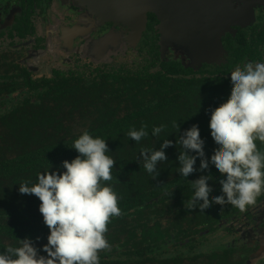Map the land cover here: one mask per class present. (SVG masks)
<instances>
[{"label":"trees","instance_id":"trees-1","mask_svg":"<svg viewBox=\"0 0 264 264\" xmlns=\"http://www.w3.org/2000/svg\"><path fill=\"white\" fill-rule=\"evenodd\" d=\"M119 71L80 72L46 87L34 102L0 113V251L18 246L25 238L38 250L47 243L49 229L39 212L41 202L34 195L20 194L19 184L35 183L37 174L48 170L65 171L63 161L71 162L78 155L72 149L73 142L87 130L106 140L108 155L116 161L113 179L107 183L120 197L121 215L111 218L106 233L112 248L100 253V264H113L111 258L115 260L117 255L124 258L121 264L215 263L212 251L195 255L189 250L187 258L180 255L168 260L163 256L156 260L155 254L166 249L168 239L173 240L174 249L187 247H180L183 235H200L208 224L219 222L221 212L236 209L212 204L207 212H200L199 206L184 211L194 192L191 183L202 176L208 178L212 189L210 202L222 195V177L211 165L216 145L209 122L211 112L230 99L231 76L206 69L192 75L180 63L162 62L158 46L138 66L125 65ZM162 124L165 130L153 136V127ZM141 125H147L149 135L137 143L127 133ZM193 125L199 126L205 142L204 158L209 168L201 170L198 157L195 171L184 178L178 157L187 150L178 140ZM165 139L172 145L164 149L166 160L157 164L159 174L154 177L144 169L140 152L159 150ZM257 145L264 150L260 142ZM197 237L200 241L205 238ZM215 264L227 263L217 259Z\"/></svg>","mask_w":264,"mask_h":264},{"label":"clouds","instance_id":"clouds-1","mask_svg":"<svg viewBox=\"0 0 264 264\" xmlns=\"http://www.w3.org/2000/svg\"><path fill=\"white\" fill-rule=\"evenodd\" d=\"M230 76V99L211 112L209 122L216 145L211 165L222 177V195L210 202L212 189L208 178L202 176L191 183L194 192L185 203L190 210L199 206L200 212H207L212 204H219L245 212L264 196V150L257 145V141L264 145V62H246ZM173 126L179 130L175 122ZM165 128L163 124L153 127L151 134L158 136ZM127 135L139 143L149 135L147 125L138 130L133 127ZM178 143L187 150L178 157L182 177L195 171L198 157L200 169L209 168L198 125L179 136ZM171 145L172 141L165 139L159 150H141L147 173L159 174L157 164L166 160L164 149ZM72 149L78 155L71 162L63 161L65 171L48 170L38 173L35 183L19 184L20 194L34 195L41 202L39 212L49 229L47 243L38 250L31 239L19 240L18 246L0 251V264H100V253L111 251L106 237L108 224L121 215L120 197L107 183L113 179L116 161L108 155L106 140L87 130L75 139Z\"/></svg>","mask_w":264,"mask_h":264},{"label":"flooded vegetation","instance_id":"flooded-vegetation-1","mask_svg":"<svg viewBox=\"0 0 264 264\" xmlns=\"http://www.w3.org/2000/svg\"><path fill=\"white\" fill-rule=\"evenodd\" d=\"M96 2L0 0V113L26 101L34 102L46 87L70 80L69 77L80 72L96 74L122 71L124 65L136 67L157 46L162 62L180 63L197 76L205 69L230 75L246 62H264V7H257L256 23L245 29L233 27L235 34L229 31L223 36L226 52L221 57V66L206 64L194 70L184 66L183 56L176 59L172 47L162 59L160 22L153 13L147 16L146 30L136 49L129 41L125 45L124 33L131 28L118 26L105 16L100 20L94 15L98 6L107 11L139 10L134 5L139 1ZM108 38L111 44L98 51V43ZM156 64L159 67V61L156 60ZM220 214L219 222L208 224L200 235L190 238L183 235L180 247L185 245V248H172L173 240L168 239L166 249L155 254L156 260L162 256L164 260L180 255L187 258L188 251L192 250L195 255L212 251L215 263L221 259L227 264H264V196L245 212L231 209ZM197 236L205 237L203 242ZM117 256L115 260L112 256L111 262L123 263L120 261L124 258Z\"/></svg>","mask_w":264,"mask_h":264},{"label":"water","instance_id":"water-1","mask_svg":"<svg viewBox=\"0 0 264 264\" xmlns=\"http://www.w3.org/2000/svg\"><path fill=\"white\" fill-rule=\"evenodd\" d=\"M96 4V0H93ZM139 10H105L95 7V13L115 23H124L135 31V39L129 41L137 48L147 16L158 17L161 39V57L172 47L176 59L182 57L186 68L197 70L204 65H222L225 48L223 36L233 27L247 28L256 22L257 7H264V0H135ZM140 4V5H138ZM111 44V39L98 43V51ZM189 59V60H188ZM189 61V63H187Z\"/></svg>","mask_w":264,"mask_h":264},{"label":"rangeland","instance_id":"rangeland-1","mask_svg":"<svg viewBox=\"0 0 264 264\" xmlns=\"http://www.w3.org/2000/svg\"><path fill=\"white\" fill-rule=\"evenodd\" d=\"M109 1V0H108ZM130 4H132V2H130ZM133 5V4H132ZM94 15H97V17H99L100 18V20H101V18L103 17V16H100L98 13H94ZM256 22H257V19H256ZM255 22V23H256ZM116 25L118 24V26H121V27H129V26H127L126 24H124V23H122V22H120V23H115ZM129 31L128 32H125L124 33V37H125V45L127 44V41H131V40H134L136 37H135V31H133V30H130V29H128ZM161 39V38H160ZM124 67H125V65H124ZM184 211H186V212H188V209L186 208ZM10 243L8 240L6 241V243ZM7 243V244H8ZM220 245V244H219ZM224 246V245H223ZM222 246V247H223Z\"/></svg>","mask_w":264,"mask_h":264}]
</instances>
